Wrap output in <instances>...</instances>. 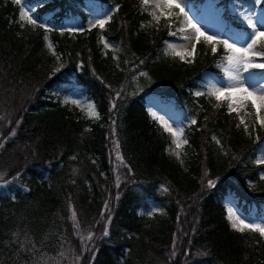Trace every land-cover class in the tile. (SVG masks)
<instances>
[{
    "label": "trees",
    "instance_id": "1",
    "mask_svg": "<svg viewBox=\"0 0 264 264\" xmlns=\"http://www.w3.org/2000/svg\"><path fill=\"white\" fill-rule=\"evenodd\" d=\"M205 2L187 8L198 14ZM210 2L221 39L250 31L238 21L250 0ZM24 8L53 30L21 28ZM148 11L139 0H0V264H264L263 239L233 230L224 208L227 198L246 218L264 219L256 163L264 129L246 133L224 101L195 95L208 91L205 72L221 73L223 46L214 54L198 43L185 63L167 50L173 43L180 52L179 33L169 36ZM109 15L103 30H88ZM65 27L85 31L61 34ZM54 60L59 71L46 72ZM68 95L90 102L98 118L62 102ZM150 97L183 129L179 160L146 109Z\"/></svg>",
    "mask_w": 264,
    "mask_h": 264
},
{
    "label": "snow or ice",
    "instance_id": "2",
    "mask_svg": "<svg viewBox=\"0 0 264 264\" xmlns=\"http://www.w3.org/2000/svg\"><path fill=\"white\" fill-rule=\"evenodd\" d=\"M14 4H20L21 0H12ZM254 5L264 6V0H253ZM141 11H148L149 6H151V11H148L149 16L152 21H155L157 24L164 18L166 20H171L175 18L179 27H177L176 31H172V24L168 25V34L169 36H176L177 33H181L182 35L179 39L183 41H187L191 47V51L185 50L184 52H179L176 50V45L173 43L167 44V50H170L173 56H179L180 60L185 63H191L194 58L197 44L201 41L205 45L211 46V52H217V46L222 45L225 55L223 56V60L225 62L224 65H220L223 67L224 76L227 81L225 85L217 87L215 84L211 85L207 91V93L197 92L196 96L207 95L208 97H214L216 101H226L228 113L231 114L236 112L239 117V123L237 124V128L240 125L244 126V131L246 133L249 132V125L245 122L244 116H251L250 112H245L244 116L239 115V111L241 108L245 107L248 103L251 104L252 109L255 110V124H259L261 129H264V84H260L258 87L247 84V79L244 76V73H250L252 70H264V50H261L258 45L264 43V30L262 26L254 19L253 15H247L243 17L244 22L246 23V27L248 30L246 35H241L236 38V41L230 42L229 39H221L217 34H208L207 29L201 25L194 16L189 14V11L186 10L188 7L187 0H140ZM117 8H114L113 11H117ZM30 11H25L21 9L19 14V23L21 28L25 25H30L33 28H41L45 33L52 31L45 23L39 22L37 19L33 18L30 15ZM159 13V14H157ZM111 20V16L109 15L105 19H96L93 22H90L88 30L93 28H99L103 30L105 25ZM151 23V21L149 22ZM143 27V25H142ZM85 29L78 27H65L61 30V34L64 32L71 34H75L77 32H83ZM45 40H47V35H45ZM101 43H103L104 48L108 49L110 47L109 43L104 39L103 36L100 37ZM237 41L242 43L239 44ZM246 45V46H245ZM49 51L53 52V46L51 44L47 45ZM166 50L165 54L168 55L169 52ZM258 58V59H257ZM57 60L60 59L59 56L56 57ZM113 59H116V56H113ZM143 63V61H141ZM55 71H59L56 69ZM141 76L146 75L141 72ZM117 97H119L120 93L117 92ZM65 104H72L76 106H80V101L72 99L65 100ZM220 105L217 104V107ZM116 107L115 102H112V105L109 111H112ZM88 113L90 118H98V114L94 110V106L88 105ZM153 118L158 121L163 127L164 132L170 134L171 143L175 146L173 150V155L176 159H180L179 149L182 148L184 144H187V140L183 139V129L182 128H174L173 125L169 124L167 121L163 120L161 117L156 116L155 113L152 114ZM0 119H3L0 116ZM192 125L197 123L196 119H192L190 121ZM19 124V121H17ZM115 124V121H113ZM253 130L254 126H253ZM12 136L15 135V130L11 133ZM113 135H115V129L113 130ZM217 145L221 144V141L217 139L215 136L212 138ZM259 140V137H257ZM116 149L119 148V145L116 141H113ZM0 147H3V144H0ZM116 159L123 164V158L119 155L116 156ZM257 164H264V157L258 158L256 160ZM76 173V170L73 169V174ZM264 179V176L261 177ZM208 186H212V181L208 182ZM166 192L167 189H164ZM105 211H107V204L105 205ZM75 213H72L73 219L75 218ZM230 222V227L238 232L243 233L244 230H250L253 233H258L259 236L264 239V226H261V223L255 222H245V219L241 218L237 212L233 210V208L229 207L227 209V217ZM110 219V217H109ZM264 223V222H262ZM104 235H108L107 227L105 228ZM91 233L87 238L81 237L82 243L87 240H91ZM34 249V246H33ZM33 249H29L32 251ZM87 248H85V251ZM188 253L185 252L184 255ZM172 255L175 256V238L173 240V252ZM79 257H77V261H79Z\"/></svg>",
    "mask_w": 264,
    "mask_h": 264
},
{
    "label": "rangeland",
    "instance_id": "3",
    "mask_svg": "<svg viewBox=\"0 0 264 264\" xmlns=\"http://www.w3.org/2000/svg\"><path fill=\"white\" fill-rule=\"evenodd\" d=\"M23 10L29 11L28 8H24ZM148 10L149 11L152 10L151 6H149ZM186 10L189 11V14L194 16L196 18V20L201 25H203V27L205 29H207L208 34H217L220 37V28L219 27H220V24H221L222 20H221V18L219 16V13H214L213 12L212 4H211L210 0H206V2L202 5L201 10H200V12L198 14H194L188 8H186ZM157 14H159V13H157ZM247 15H253L254 19L262 26L261 30H264V7H262L260 5H254L253 0H250V5L247 6L246 8H244L238 14V21L244 27H246V23L244 22L243 17L247 16ZM175 21H176L175 18H172L171 20H166L164 18H161V20L159 21L158 24L155 21H152V22L155 23L156 26H157V25H169V23L174 24ZM178 27H179V25H178ZM181 35L182 34L179 33V35L177 36L178 40H180V43L177 44V49L180 50V52H184L185 50L191 51V47L188 44V42L187 41H183L182 39H179V37ZM200 43H202L200 49L209 48L210 51H211V46L210 45H205L202 41ZM237 43H238V46H239V44L242 43V42L238 41ZM258 47L261 50H264V43L258 45ZM198 50L199 49L197 48L196 51H198ZM57 68H58V63H57L56 60H54L47 67H45V71L49 72V73H52ZM244 76L246 77L247 84H249V85L258 87L260 84H264V70H252L250 73H244ZM203 79L205 81L203 85L205 86V88L207 90L213 84H215L217 87H219V86L225 85L227 83V81L225 79V76H224L223 67H221V73L217 74V75L216 74H212L210 72H205L203 74ZM72 99L80 101V106L76 107L77 112H80L82 116L90 118L89 117V113H88V105H92V104L90 102L85 101L83 98L76 99V98H74V97H72L70 95L64 96L62 98V102H64L65 100H72ZM224 102L227 105V102L226 101H224ZM145 106H146V109L150 113L151 116H152L153 113H155L156 116L161 117L163 120L167 121L169 124L173 125L174 128H176L175 116H174L173 112L171 111V109H170V107L168 105L162 104L161 102L157 101V99L154 98V97H150V98H148L146 100ZM245 112H250L251 116H244ZM233 114L235 115L236 121H237V124H238L239 123V117H238L236 112H233ZM239 115L240 116H244L245 122L249 125V128L251 130H253V126H254V129L259 126V124H255V110L252 109L250 103H248L245 107L240 109ZM240 127L244 130V126L243 125H240ZM261 157H264V151H263V154L260 155V158ZM258 165L264 167V164H258ZM260 172H261V174L264 175V169H262ZM2 186L3 185H0V187H2ZM229 207L233 208V210L235 212H237L238 215L241 218L245 219L246 223L247 222H255V223H261V226H264V223H262V222H264V219L254 220V219L246 218L236 208V206L233 204V202L230 201L227 198L224 200V208H225V212H226V217H227V209ZM229 225H230V222H229ZM263 241H264V239H263ZM62 261H63V258H57V259H55L54 264H62Z\"/></svg>",
    "mask_w": 264,
    "mask_h": 264
}]
</instances>
